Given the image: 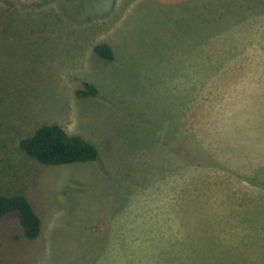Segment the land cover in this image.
I'll return each instance as SVG.
<instances>
[{
    "label": "rangeland",
    "instance_id": "374dc122",
    "mask_svg": "<svg viewBox=\"0 0 264 264\" xmlns=\"http://www.w3.org/2000/svg\"><path fill=\"white\" fill-rule=\"evenodd\" d=\"M50 122L97 160L24 153ZM15 192L42 230L0 219V264H264V0H0V194Z\"/></svg>",
    "mask_w": 264,
    "mask_h": 264
},
{
    "label": "trees",
    "instance_id": "16d2710c",
    "mask_svg": "<svg viewBox=\"0 0 264 264\" xmlns=\"http://www.w3.org/2000/svg\"><path fill=\"white\" fill-rule=\"evenodd\" d=\"M95 52L106 60L114 59L112 47L102 42L95 46ZM97 87L86 83L78 96H96ZM20 149L43 165H63L97 160L99 150L95 143L81 134L69 133L59 123L50 122L39 126L29 136L19 141ZM9 214L18 216L24 236L35 240L42 230V218L24 192L0 194V219Z\"/></svg>",
    "mask_w": 264,
    "mask_h": 264
}]
</instances>
